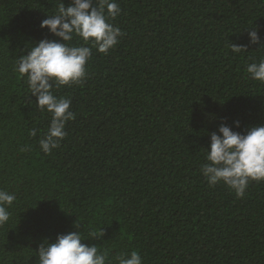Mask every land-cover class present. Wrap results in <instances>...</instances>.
I'll use <instances>...</instances> for the list:
<instances>
[{"label":"trees","instance_id":"1","mask_svg":"<svg viewBox=\"0 0 264 264\" xmlns=\"http://www.w3.org/2000/svg\"><path fill=\"white\" fill-rule=\"evenodd\" d=\"M69 2L0 0V188L17 197L0 264H37L44 238L71 231L110 260L135 250L144 264H264V182L237 198L200 172L221 123L264 124V83L246 72L264 58L248 37L264 43V0H116L123 35L108 54L92 48L83 84L53 89L75 118L45 154L51 114L13 65L60 39L40 22Z\"/></svg>","mask_w":264,"mask_h":264},{"label":"clouds","instance_id":"2","mask_svg":"<svg viewBox=\"0 0 264 264\" xmlns=\"http://www.w3.org/2000/svg\"><path fill=\"white\" fill-rule=\"evenodd\" d=\"M120 13L116 0H95V4L94 0H70L67 6L62 3L56 14L40 22L41 28H47L60 39L44 38L31 43L26 54L16 58L13 71L26 77L29 93L36 97V107L42 113L51 114L47 131L39 140L45 154L59 147L67 136L66 123L75 118L70 110L71 101L58 97L53 89L84 83L92 48L108 54L123 35L111 23ZM248 37L250 43L264 45L257 31L250 30ZM231 49L240 53L246 46L231 43ZM246 72L252 80L264 83V58L248 63ZM233 123L236 128L240 127V121ZM29 135L35 137L37 130H30ZM204 149L205 162L200 172L210 187L222 184L234 191L237 198H242L251 181L264 182V124L240 132L221 123L218 131L210 133ZM16 199L14 193L0 188V226L9 222V209ZM74 226L78 227V223ZM102 235V229L99 233L89 229L88 237ZM84 240L78 231L59 233L55 241L44 238L35 251L37 264H144L138 251L121 252L110 260L106 252L96 245L83 243Z\"/></svg>","mask_w":264,"mask_h":264}]
</instances>
